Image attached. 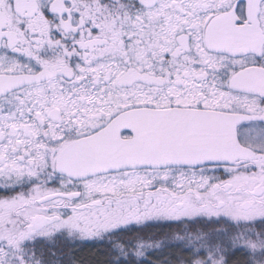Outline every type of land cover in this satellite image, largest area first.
Instances as JSON below:
<instances>
[{"label": "snow or ice", "instance_id": "snow-or-ice-1", "mask_svg": "<svg viewBox=\"0 0 264 264\" xmlns=\"http://www.w3.org/2000/svg\"><path fill=\"white\" fill-rule=\"evenodd\" d=\"M0 264H264V0H0Z\"/></svg>", "mask_w": 264, "mask_h": 264}, {"label": "trees", "instance_id": "trees-1", "mask_svg": "<svg viewBox=\"0 0 264 264\" xmlns=\"http://www.w3.org/2000/svg\"><path fill=\"white\" fill-rule=\"evenodd\" d=\"M88 253H89V249L86 247V248L84 249V254L87 255Z\"/></svg>", "mask_w": 264, "mask_h": 264}]
</instances>
